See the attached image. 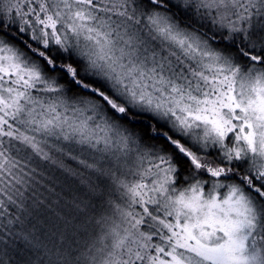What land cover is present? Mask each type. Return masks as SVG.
Listing matches in <instances>:
<instances>
[{
	"label": "snow or ice",
	"instance_id": "snow-or-ice-1",
	"mask_svg": "<svg viewBox=\"0 0 264 264\" xmlns=\"http://www.w3.org/2000/svg\"><path fill=\"white\" fill-rule=\"evenodd\" d=\"M0 264H264V0H0Z\"/></svg>",
	"mask_w": 264,
	"mask_h": 264
}]
</instances>
